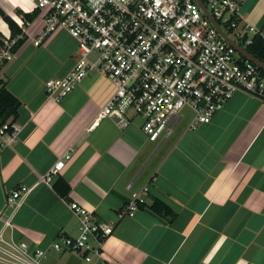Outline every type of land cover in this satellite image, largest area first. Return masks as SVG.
Instances as JSON below:
<instances>
[{"label":"crops","instance_id":"1","mask_svg":"<svg viewBox=\"0 0 264 264\" xmlns=\"http://www.w3.org/2000/svg\"><path fill=\"white\" fill-rule=\"evenodd\" d=\"M240 1L244 23L264 40V0ZM37 2L0 0V10L21 30V14L37 11ZM43 24L38 12L0 69V85L20 103L21 127L14 144L0 143V209L17 187L31 189L13 215L12 238L46 251L42 264H86L52 250L58 238L79 235L68 206L77 203L98 221L116 223L94 264H264V102L238 92L210 123L189 131L192 113H182L167 139L148 142L138 119L127 128L107 118L95 123L113 93L100 75L89 74L59 102L45 95L47 80L72 69L77 46L60 30L35 47ZM7 38L0 17V42ZM69 147L72 157L51 185L39 183ZM58 179L70 188L67 200L53 190ZM133 192L144 205L118 219ZM154 200L175 216L153 213Z\"/></svg>","mask_w":264,"mask_h":264},{"label":"built area","instance_id":"2","mask_svg":"<svg viewBox=\"0 0 264 264\" xmlns=\"http://www.w3.org/2000/svg\"><path fill=\"white\" fill-rule=\"evenodd\" d=\"M200 1L231 41L243 49L251 44L258 32L244 23L240 0ZM36 8L44 24L33 45L39 47L64 30L76 42L78 53L65 77L45 82V95L59 102L91 73L112 84L113 93L95 123L107 118L127 128L138 119L147 141L156 143L171 135L172 123L184 110L192 113L187 127L192 131L210 123L238 92L264 102V75L221 38L195 0H38ZM22 21L21 34L2 41L0 69L24 38L29 23ZM92 54L96 57L90 59ZM20 131L15 122L0 123L1 146L14 144ZM72 154L69 147L39 183L51 185ZM30 191L20 186L5 196L0 209V264H42L46 258L43 249L11 236L13 215ZM142 205L140 195L131 193L118 219L132 217ZM68 206L79 221V235L58 238L52 250L78 254L86 264H94V258H103L105 241L116 223L98 221L77 203Z\"/></svg>","mask_w":264,"mask_h":264},{"label":"trees","instance_id":"3","mask_svg":"<svg viewBox=\"0 0 264 264\" xmlns=\"http://www.w3.org/2000/svg\"><path fill=\"white\" fill-rule=\"evenodd\" d=\"M38 10L33 12L32 14H21L22 19L26 23H32L33 20L38 15ZM1 19L7 24L10 31V38L15 39L18 35L21 34V30L18 28L17 24L10 19L7 15H5L0 10ZM25 39L18 40L13 47V52L15 53L20 46L24 43ZM2 42H0V47ZM248 53H250L253 57L264 63V40L259 33L253 36L252 42L250 45L245 47ZM260 72L264 75V72L260 70ZM20 108L19 101L6 89V85H0V123H13L18 117V111ZM53 190L55 193L61 197L63 200L68 199V195L70 192V188L68 184L63 180H56L53 184ZM150 209L158 216L173 218L175 214L171 209H169L166 205L161 203L158 200H154Z\"/></svg>","mask_w":264,"mask_h":264},{"label":"water","instance_id":"4","mask_svg":"<svg viewBox=\"0 0 264 264\" xmlns=\"http://www.w3.org/2000/svg\"><path fill=\"white\" fill-rule=\"evenodd\" d=\"M199 7L201 8L203 14L209 18L210 22L212 23L213 27L216 29V31L218 32V34L221 36V38L226 41L231 47H233L235 49V51L241 56L243 57L246 61L252 63L253 65H255L259 70H261L262 72H264V63H262L261 61H259L258 59H256L255 57H253L250 53L247 52V50L243 49L242 47H240L238 44L234 43L233 41H231V39H229V37L225 34V32H223V30H221V28H219V26L217 25L216 22L213 21V19H211V17L209 16V14L207 13L204 5L202 4V2L200 0H195Z\"/></svg>","mask_w":264,"mask_h":264},{"label":"rangeland","instance_id":"5","mask_svg":"<svg viewBox=\"0 0 264 264\" xmlns=\"http://www.w3.org/2000/svg\"><path fill=\"white\" fill-rule=\"evenodd\" d=\"M77 56H78V53H77V49H76V52H75V54L73 53V55H72V59L73 60H76L77 59ZM94 57H96V55L95 54H92L91 56H90V59H93ZM70 61V60H69ZM72 61V60H71ZM92 74H95V73H92ZM190 111L189 110H185V111H183L182 113H183V115L184 116H186V115H189L190 113H189ZM184 120H186V119H184ZM183 123H185V122H183ZM183 123H182V125H183ZM181 126V125H180Z\"/></svg>","mask_w":264,"mask_h":264}]
</instances>
